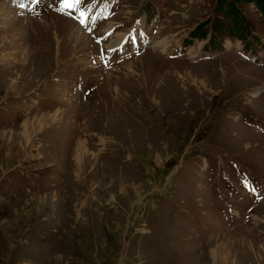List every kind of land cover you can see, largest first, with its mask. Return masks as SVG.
Listing matches in <instances>:
<instances>
[{"label": "rangeland", "instance_id": "1", "mask_svg": "<svg viewBox=\"0 0 264 264\" xmlns=\"http://www.w3.org/2000/svg\"><path fill=\"white\" fill-rule=\"evenodd\" d=\"M93 1L0 0V264H264V0Z\"/></svg>", "mask_w": 264, "mask_h": 264}, {"label": "bare ground", "instance_id": "2", "mask_svg": "<svg viewBox=\"0 0 264 264\" xmlns=\"http://www.w3.org/2000/svg\"><path fill=\"white\" fill-rule=\"evenodd\" d=\"M78 25V24H77ZM79 26V25H78ZM85 34H86V32H84ZM84 34V35H85ZM89 38H91V37H89ZM121 40V39H120ZM120 40H119V42H120ZM90 41V40H89ZM93 41V40H92ZM116 43H118V41H116ZM116 46V45H115ZM89 149H88V147H87V145H86V143L84 142V141H81L80 143H79V145H78V147H77V150H76V161L78 160V162H80L81 161V158L82 157H84L85 155H87V154H90L89 153V151H88Z\"/></svg>", "mask_w": 264, "mask_h": 264}, {"label": "snow or ice", "instance_id": "3", "mask_svg": "<svg viewBox=\"0 0 264 264\" xmlns=\"http://www.w3.org/2000/svg\"><path fill=\"white\" fill-rule=\"evenodd\" d=\"M36 2L37 3H39V0H36ZM62 2L64 3V5L66 6V7H71L72 6V4H75V3H81V2H83V0H62ZM21 6H23V5H21ZM63 10V9H62ZM81 23L83 24V23H85V20H81Z\"/></svg>", "mask_w": 264, "mask_h": 264}, {"label": "trees", "instance_id": "4", "mask_svg": "<svg viewBox=\"0 0 264 264\" xmlns=\"http://www.w3.org/2000/svg\"><path fill=\"white\" fill-rule=\"evenodd\" d=\"M261 2H262V0L260 1V3H261ZM262 3H263V5H264V2H262ZM231 6H232V7H234V6H235V4H234V3H232V4H231Z\"/></svg>", "mask_w": 264, "mask_h": 264}]
</instances>
